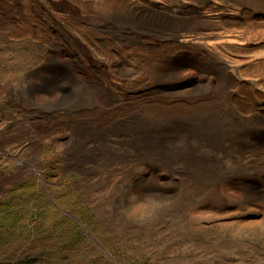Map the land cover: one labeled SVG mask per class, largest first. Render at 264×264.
Wrapping results in <instances>:
<instances>
[{
  "label": "rangeland",
  "instance_id": "obj_1",
  "mask_svg": "<svg viewBox=\"0 0 264 264\" xmlns=\"http://www.w3.org/2000/svg\"><path fill=\"white\" fill-rule=\"evenodd\" d=\"M134 1L160 0H125L118 24L83 18V2L110 0H0V264H264V193L237 187L234 168H223L224 178L196 201L160 175L164 191L138 194L128 174L103 182L72 168L75 131L59 129L58 119L85 116L83 89L105 83L87 84L82 69L122 91ZM74 38L79 64L70 60ZM55 74L61 79L52 81ZM248 155V172L264 169V160L252 163L264 158V145Z\"/></svg>",
  "mask_w": 264,
  "mask_h": 264
},
{
  "label": "bare ground",
  "instance_id": "obj_2",
  "mask_svg": "<svg viewBox=\"0 0 264 264\" xmlns=\"http://www.w3.org/2000/svg\"><path fill=\"white\" fill-rule=\"evenodd\" d=\"M81 7L88 23L118 24L126 3ZM129 11L130 67L118 71L122 91L109 76L82 69L87 84L105 83L83 89L85 116L69 112L58 119L59 129L69 124L75 131L68 139L72 168L103 182L128 174L138 194L145 187L164 191L160 175L196 201L231 167L237 187L263 194L264 169L248 172L245 161L264 145V0L134 1ZM121 25L116 32L124 30ZM61 46L55 43L54 50ZM116 46L125 58L124 42ZM78 47L71 40L76 64ZM236 158L246 165L234 167ZM262 160L255 157L253 166Z\"/></svg>",
  "mask_w": 264,
  "mask_h": 264
},
{
  "label": "crops",
  "instance_id": "obj_3",
  "mask_svg": "<svg viewBox=\"0 0 264 264\" xmlns=\"http://www.w3.org/2000/svg\"><path fill=\"white\" fill-rule=\"evenodd\" d=\"M0 18H1V14H0Z\"/></svg>",
  "mask_w": 264,
  "mask_h": 264
}]
</instances>
